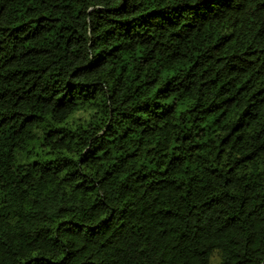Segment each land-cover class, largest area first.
I'll return each instance as SVG.
<instances>
[{
	"label": "trees",
	"instance_id": "16d2710c",
	"mask_svg": "<svg viewBox=\"0 0 264 264\" xmlns=\"http://www.w3.org/2000/svg\"><path fill=\"white\" fill-rule=\"evenodd\" d=\"M0 264H264V0H0Z\"/></svg>",
	"mask_w": 264,
	"mask_h": 264
}]
</instances>
